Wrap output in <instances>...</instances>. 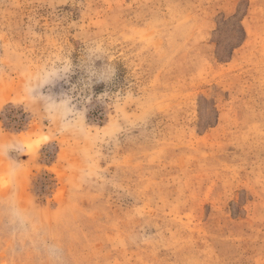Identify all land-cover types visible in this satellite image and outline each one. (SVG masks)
<instances>
[{
    "label": "rangeland",
    "instance_id": "374dc122",
    "mask_svg": "<svg viewBox=\"0 0 264 264\" xmlns=\"http://www.w3.org/2000/svg\"><path fill=\"white\" fill-rule=\"evenodd\" d=\"M49 4L5 0L0 38L30 48L33 62L58 47L71 53L70 81L53 93L87 80L85 40L102 41L116 69L111 82L94 78L85 89L93 136L118 141L104 147L100 177L81 186L77 145L49 141L47 121L9 101L23 99L17 71L0 82V104L9 101L0 128L43 144L19 197L35 205L66 264H264V0ZM29 27L40 36L34 45L24 40ZM118 90L134 125L123 132L96 100ZM5 167L0 161V174ZM0 264L45 261L0 227Z\"/></svg>",
    "mask_w": 264,
    "mask_h": 264
},
{
    "label": "clouds",
    "instance_id": "9594fccd",
    "mask_svg": "<svg viewBox=\"0 0 264 264\" xmlns=\"http://www.w3.org/2000/svg\"><path fill=\"white\" fill-rule=\"evenodd\" d=\"M66 2L67 0H50L49 6L54 11ZM4 6L5 0H0V7ZM39 38V33L31 27L24 34V40L28 45H34ZM82 43L84 47L79 67L86 71L87 80L82 81L79 88L77 84L72 83L66 91L53 93L52 88L59 82L67 84L70 81V76L74 72L71 53L58 47L38 62H33L30 59V48L15 40L5 41L0 38V82L8 78V68L17 71L23 80L21 87L23 99L19 102L9 101L14 105H23L24 110L30 112L32 118L47 121L52 137L49 141L67 138L77 145L80 160V166L76 168L77 186L88 184L100 177L103 149L118 141V137L113 138L109 135L94 137L86 122L88 105L92 103L93 95L90 92L85 94V89H91L94 78L95 82H111L116 69L102 41L85 40ZM104 57L108 58V62L97 69L94 66L95 61ZM127 95L118 90L111 94L105 91L96 96V100L109 109L107 113L109 123L119 127L122 132L134 127L132 120L124 111V100ZM7 103L0 104V109ZM42 145L30 144L24 137L9 134L0 128V161L6 163L0 174V227L13 239L31 245L43 257L45 264H66L61 245L43 229L35 205L25 204L19 197L18 181L26 164L36 161ZM13 151L27 155L28 160L13 158L10 156V152Z\"/></svg>",
    "mask_w": 264,
    "mask_h": 264
}]
</instances>
